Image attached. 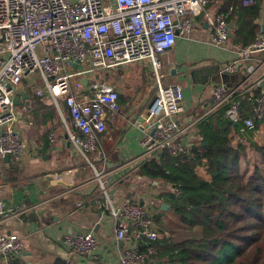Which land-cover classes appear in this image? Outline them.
Instances as JSON below:
<instances>
[{
  "label": "built area",
  "instance_id": "2783aa9c",
  "mask_svg": "<svg viewBox=\"0 0 264 264\" xmlns=\"http://www.w3.org/2000/svg\"><path fill=\"white\" fill-rule=\"evenodd\" d=\"M216 0H0V156L14 162L21 160L26 145L16 130L17 110L14 96L24 79L35 83L39 75L43 88L34 87L37 96H47L62 113L61 101L68 110L64 119L71 149L94 172L100 195L101 210L118 221H127L133 227L118 225L116 237L133 244L122 249L119 264H159L153 256L154 247L143 250V239L156 241L158 225L150 210L140 202L127 200L117 205L111 198L109 172L97 168L106 165V153L99 148V137L107 129V120L120 111L119 93L115 86L97 79L103 72L137 62L150 65L156 82L154 105L148 110L143 124L141 159L148 162L166 152L172 156H195L191 148L196 142L199 153L205 152L197 140V127L213 114L225 110L233 123L240 121L241 100L247 99L254 116L245 120V129H256L264 122V90L256 95L242 86L228 87L216 84L212 101L204 114L182 125L178 121L184 112L181 85L164 84L160 56L176 45L177 37L189 33L195 20L203 16ZM254 5L256 0H243ZM210 41L217 46L229 43L231 29L229 13L207 14ZM264 50L263 34L258 32L252 45L241 49L238 58L225 67V72H239L250 55ZM77 67L74 68V64ZM254 66L246 72L254 73ZM89 83L91 96L78 98L76 93ZM189 139V140H188ZM152 205V199L148 202ZM81 206V204H79ZM33 207L23 205L14 209L0 202V224L28 213ZM64 245L82 256H92L99 243L91 232L68 235ZM24 250L23 238L0 233V264Z\"/></svg>",
  "mask_w": 264,
  "mask_h": 264
},
{
  "label": "crops",
  "instance_id": "0c3cea01",
  "mask_svg": "<svg viewBox=\"0 0 264 264\" xmlns=\"http://www.w3.org/2000/svg\"><path fill=\"white\" fill-rule=\"evenodd\" d=\"M226 3L227 0H216L203 16L195 20L192 30L177 37L176 45L160 56L165 86L181 85L183 89L184 112L178 117L182 125H188L204 114L212 101L216 84L242 86L243 90L251 88L256 95L264 90V50L252 53L239 72L228 74L225 65L236 60L241 50L232 43V23L229 22L231 37L228 44L220 47L210 41L207 14L225 12ZM259 5L261 11L257 24L261 26L260 33L264 38V0H259ZM250 65L255 67L252 74L246 72ZM111 72L115 73L114 82H110L119 93L120 111L107 120V129L99 137L98 146L107 157L105 166L98 165L99 170L106 168L109 172L110 191H115L113 199L117 205L137 200L148 210L156 212L163 202L157 201L151 206L148 202L162 193L166 186L138 174L139 168L146 163L141 159V140L143 124L155 98V78L147 62L133 63ZM34 78L36 86L26 78L16 93L28 96L16 106V130L26 145L21 160L16 163L11 158L6 160L0 156V202L12 209L23 205L33 208L24 215L1 223L0 233L23 238L24 250L19 257L28 264H56L58 261L65 264H119L122 249L132 246L133 242L130 239L118 240L116 229L118 225L128 228L129 235L133 233V227L99 209L98 203L104 199L94 180L93 168L71 149L64 129V119L67 121L68 114L64 115L63 111L67 109L63 101L61 113L50 98L43 96L48 108L40 112L43 122L36 123L33 88H43L44 84L39 75ZM97 79H102V76L99 74ZM129 81L134 86L129 88ZM88 86L87 81L76 96L80 99L91 96ZM232 142L234 146L241 145L245 149L240 163L242 174L250 177L259 170L264 175V122L254 130L235 133ZM85 229L99 243L92 256L76 254L63 243L66 236Z\"/></svg>",
  "mask_w": 264,
  "mask_h": 264
},
{
  "label": "trees",
  "instance_id": "16d2710c",
  "mask_svg": "<svg viewBox=\"0 0 264 264\" xmlns=\"http://www.w3.org/2000/svg\"><path fill=\"white\" fill-rule=\"evenodd\" d=\"M223 11L229 12V22L234 26V46L245 49L252 45L262 31L257 24L259 0L249 6L243 0H227ZM34 101V117L39 124L43 120L40 112L48 106L40 96ZM241 102L238 123L231 122L221 110L197 127L195 137L205 152L199 153L193 140L192 160L163 152L139 168V175L166 186L152 198V204L161 201L169 208L150 211L158 225V239L140 242L143 250L150 246L157 250L153 256L157 263L264 264V175L259 170L250 177L242 174L245 149L232 142L235 133L246 130L245 120L254 116L247 99ZM7 264L28 263L18 256Z\"/></svg>",
  "mask_w": 264,
  "mask_h": 264
},
{
  "label": "water",
  "instance_id": "95a60500",
  "mask_svg": "<svg viewBox=\"0 0 264 264\" xmlns=\"http://www.w3.org/2000/svg\"><path fill=\"white\" fill-rule=\"evenodd\" d=\"M231 28H233V27L231 26ZM263 31H264V26H263ZM76 67H77V63L74 64V68H76ZM225 67H226V65H225ZM84 83H87V79L84 80ZM223 84H224V83H223ZM227 86H228V85H227ZM22 98H23V99H27V98H28V96L26 95V93L16 94V95L14 96V104H15L16 106H18L19 103H20V100H21ZM154 103H155V101H153V102L151 103V106H153ZM28 104H29V103L27 102L26 105H28ZM18 114L20 115V112H19ZM204 145L207 146L208 144L205 143ZM5 159H6V160H10L9 155H6V156H5ZM114 193H115V191L111 192V198H114ZM134 202H138V201L135 200ZM140 205H141V206H144V203H140ZM168 208H169L168 205H166L165 203L162 204V209H163V210H167ZM83 232H89V230H88V229H85V230H83Z\"/></svg>",
  "mask_w": 264,
  "mask_h": 264
},
{
  "label": "rangeland",
  "instance_id": "374dc122",
  "mask_svg": "<svg viewBox=\"0 0 264 264\" xmlns=\"http://www.w3.org/2000/svg\"><path fill=\"white\" fill-rule=\"evenodd\" d=\"M111 71H108V72H103V73H101L100 75L102 76V79H100V80H102V81H107V82H114V80L112 79L114 76L113 75H115V73H110ZM153 75V74H152ZM98 78H100V77H98ZM110 82V83H111ZM128 84H129V88L130 87H132V86H134V84H133V82L132 81H129L128 82ZM129 88H128V90H129ZM156 91V90H155ZM130 92V91H129ZM97 168L99 169V166H97Z\"/></svg>",
  "mask_w": 264,
  "mask_h": 264
}]
</instances>
